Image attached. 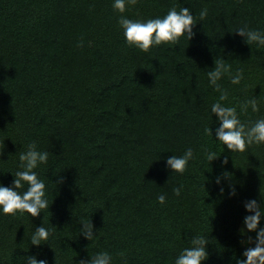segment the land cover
Listing matches in <instances>:
<instances>
[{"label": "trees", "instance_id": "16d2710c", "mask_svg": "<svg viewBox=\"0 0 264 264\" xmlns=\"http://www.w3.org/2000/svg\"><path fill=\"white\" fill-rule=\"evenodd\" d=\"M173 6L190 7L197 20L202 8L209 14L190 40L142 52L125 44L111 0H0V145L9 156L0 181L11 183L16 152L35 141L49 151L38 172L50 204L38 217L0 215V264H24L35 253L48 264H79L105 250L113 264H173L188 246L186 232L209 235L204 264L240 254L242 200L260 187L264 194V146L232 155L205 133L219 98L207 72L215 60L243 69L240 85L227 75L220 81L227 106L264 89V49L231 31L243 23L264 28V0H138L124 15L147 19ZM262 115L264 103L251 118ZM187 147L196 159L184 174L166 170L163 158ZM206 149L221 155L208 163ZM225 168L236 198L212 183ZM78 217L92 220L93 242L78 235ZM43 222L54 228L51 243L30 245Z\"/></svg>", "mask_w": 264, "mask_h": 264}, {"label": "clouds", "instance_id": "9594fccd", "mask_svg": "<svg viewBox=\"0 0 264 264\" xmlns=\"http://www.w3.org/2000/svg\"><path fill=\"white\" fill-rule=\"evenodd\" d=\"M137 4L138 0H111L112 9L120 13L117 25L125 44L142 52H149L153 47L163 44L177 45L181 37H187L190 40L195 35L194 28L197 22L204 21L209 14L208 8L204 7L200 10L199 20H197L190 7L184 6L177 10L173 6L162 16L147 19H132L124 15ZM231 31L242 37L246 44L255 43L257 50L264 49V28H252L247 23H243ZM78 46H82V41ZM225 75L228 76L232 85H240L244 79L242 68L232 72L230 64L215 60V65L207 72V76L209 85L219 93V98L210 105L211 123L205 127V133L213 137L224 150L225 148L229 150L232 155L244 153L253 145L264 146V115L257 116L255 119L251 118L252 113L260 112L261 104L264 103V89L261 88L259 95H246L238 102V105L227 106L223 102L228 99V92L220 83ZM242 117L248 118L242 119ZM23 147V151L16 152L18 164L15 171H9L14 179L10 184L0 181V215L14 218L25 215L28 218L38 217L49 208L47 185L38 172L41 165L48 163L49 151L39 149L35 141ZM4 150L3 141L0 145V161L9 159V156L7 160L2 158ZM205 154L208 163L221 155L211 149H206ZM161 159L160 156L156 160ZM195 159L196 154L193 148L187 147L182 155L172 154L163 158V163L166 170L182 175L189 163ZM227 163L228 157L225 156L222 164L227 165ZM62 182L63 177H59L55 184ZM212 183L219 186L220 193L227 199L236 198L239 195V188L233 182L232 173L227 168L220 174H215L212 177ZM225 184L227 187L224 186ZM184 188L185 185L179 183L173 187L172 191L179 197ZM166 200L165 194L157 196V201L161 205H164ZM242 206L245 214L236 229L238 241L243 246L242 250L239 255H221L220 264H264V194L261 193V187L258 196L243 199ZM78 221L80 225L78 235L93 242L98 232L92 220L78 217ZM53 233L54 228L46 227L43 222L40 226L32 228L28 235V242L37 247L50 244ZM185 240L188 241V246L178 252L173 264H204L210 256L209 235L186 232ZM39 255L35 253L24 257V264H48L47 260L38 259ZM122 259L124 264H127V259ZM79 264H113V255L107 250L96 251L94 254H89L87 258L81 259Z\"/></svg>", "mask_w": 264, "mask_h": 264}]
</instances>
